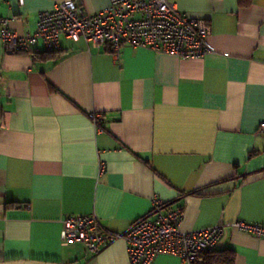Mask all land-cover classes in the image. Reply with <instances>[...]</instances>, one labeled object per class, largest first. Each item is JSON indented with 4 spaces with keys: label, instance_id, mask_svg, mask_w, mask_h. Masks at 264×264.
Here are the masks:
<instances>
[{
    "label": "crops",
    "instance_id": "crops-1",
    "mask_svg": "<svg viewBox=\"0 0 264 264\" xmlns=\"http://www.w3.org/2000/svg\"><path fill=\"white\" fill-rule=\"evenodd\" d=\"M62 1L0 0V17L34 33ZM171 1L211 23L203 57L62 37L60 57L40 58L42 43L0 39V264H129L125 239L95 254L64 244L63 222L95 213L125 233L156 201L182 207V230L225 224L212 250H233L229 264H264V238L232 225H264V0Z\"/></svg>",
    "mask_w": 264,
    "mask_h": 264
},
{
    "label": "built area",
    "instance_id": "built-area-1",
    "mask_svg": "<svg viewBox=\"0 0 264 264\" xmlns=\"http://www.w3.org/2000/svg\"><path fill=\"white\" fill-rule=\"evenodd\" d=\"M21 4L25 0H19ZM11 18L0 17V39L12 52H27L39 44L46 50L61 48V38L85 40L97 47L109 46L119 57L125 45L151 49L182 59L200 58L210 48L211 23L190 16L171 0H109V5L89 12L76 0L56 2L50 10L40 12L34 33L18 34L10 26ZM92 118L102 128V113ZM260 132H264V122ZM153 216L136 220L125 233L104 227L95 214L72 215L63 224L64 244L82 242L92 253H99L111 242L123 238L130 255L129 264H154L157 256L170 254L185 264H197L202 255L215 247L225 233V224L185 231L181 228L182 207H169L156 201ZM243 231L264 238V225L236 221Z\"/></svg>",
    "mask_w": 264,
    "mask_h": 264
},
{
    "label": "trees",
    "instance_id": "trees-1",
    "mask_svg": "<svg viewBox=\"0 0 264 264\" xmlns=\"http://www.w3.org/2000/svg\"><path fill=\"white\" fill-rule=\"evenodd\" d=\"M243 2V0H241ZM62 54L61 48L56 50H43L39 52H34L36 57L40 58H58ZM193 194H199L198 191H194ZM166 206L170 204L165 203ZM234 251L231 249L225 251H215V250H208L205 252L200 261L197 264H229L232 263L234 260Z\"/></svg>",
    "mask_w": 264,
    "mask_h": 264
}]
</instances>
